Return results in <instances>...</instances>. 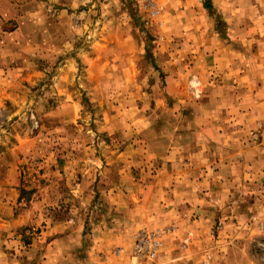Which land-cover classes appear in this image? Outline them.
<instances>
[{"label": "rangeland", "instance_id": "1", "mask_svg": "<svg viewBox=\"0 0 264 264\" xmlns=\"http://www.w3.org/2000/svg\"><path fill=\"white\" fill-rule=\"evenodd\" d=\"M39 1L0 24V264H264V0Z\"/></svg>", "mask_w": 264, "mask_h": 264}, {"label": "crops", "instance_id": "2", "mask_svg": "<svg viewBox=\"0 0 264 264\" xmlns=\"http://www.w3.org/2000/svg\"><path fill=\"white\" fill-rule=\"evenodd\" d=\"M50 5L55 4L67 8H75L81 5V0H47ZM44 4L39 0H0V24L14 22L19 19L18 8L20 11L37 12L44 9ZM45 15V14H43ZM47 16V15H46ZM1 33V32H0ZM63 263L65 258H61ZM162 264L166 263H179V264H201L199 258H165ZM225 259V258H222ZM68 263L71 264H144L142 261L135 260L133 258H88L87 261L81 262L76 258L68 259ZM228 261V258L226 259Z\"/></svg>", "mask_w": 264, "mask_h": 264}, {"label": "built area", "instance_id": "3", "mask_svg": "<svg viewBox=\"0 0 264 264\" xmlns=\"http://www.w3.org/2000/svg\"><path fill=\"white\" fill-rule=\"evenodd\" d=\"M159 242L154 236L149 234H141L138 236L137 244L134 253L140 257H148L146 259L153 260L156 257Z\"/></svg>", "mask_w": 264, "mask_h": 264}]
</instances>
